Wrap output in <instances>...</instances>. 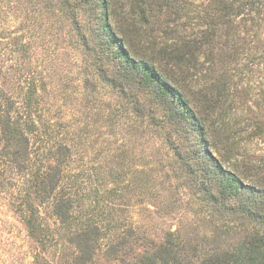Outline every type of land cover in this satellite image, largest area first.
Segmentation results:
<instances>
[{
    "label": "trees",
    "instance_id": "obj_1",
    "mask_svg": "<svg viewBox=\"0 0 264 264\" xmlns=\"http://www.w3.org/2000/svg\"><path fill=\"white\" fill-rule=\"evenodd\" d=\"M5 1L0 185L32 264H264V160L236 153L264 141V0Z\"/></svg>",
    "mask_w": 264,
    "mask_h": 264
},
{
    "label": "rangeland",
    "instance_id": "obj_2",
    "mask_svg": "<svg viewBox=\"0 0 264 264\" xmlns=\"http://www.w3.org/2000/svg\"><path fill=\"white\" fill-rule=\"evenodd\" d=\"M5 3L9 6H12L13 4H10V0H6ZM65 45H67L68 49L70 48L67 43H65ZM62 46L64 47V43H62ZM60 60V72L67 76L66 72L69 71L71 75L73 73L72 71L74 65L78 64L77 57L72 53V51H66L63 52ZM103 98L107 105L109 104L113 108L117 105L116 98L111 95V93L108 92V94L103 96ZM146 102L149 104L148 100ZM104 105L105 104H103V106ZM119 138L120 137L117 136V139ZM239 138L244 139L239 141V148L236 151L237 154H240L241 157H244L253 164H255V161L260 162L261 160H264V141L256 139L250 140L241 136ZM152 142L153 143H149V145L151 147V151L153 150L154 152V159L156 157L157 159H164V150L161 148L157 151L159 146L158 139H152ZM139 151L140 149L136 151L135 155H140ZM136 158V160H139V156ZM167 226L172 225L169 223L159 224L157 227L159 229L157 234L160 233V229H165ZM173 227L174 226H172V228ZM32 256L33 246L27 236L24 226L12 208L9 191L4 186L0 185V264H32Z\"/></svg>",
    "mask_w": 264,
    "mask_h": 264
}]
</instances>
